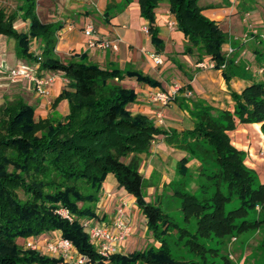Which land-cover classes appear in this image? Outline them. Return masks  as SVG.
I'll use <instances>...</instances> for the list:
<instances>
[{
  "label": "trees",
  "instance_id": "trees-1",
  "mask_svg": "<svg viewBox=\"0 0 264 264\" xmlns=\"http://www.w3.org/2000/svg\"><path fill=\"white\" fill-rule=\"evenodd\" d=\"M161 1L137 0L139 14L147 21V33L157 53L164 47L155 25V10ZM166 2L176 28L186 39L183 53H195V62L209 57L215 61L214 69L225 63L222 74L228 81L230 76L226 69L232 59L222 50L227 32L203 14L206 7L199 5L198 0ZM20 11L23 18L30 21L28 33H19L14 27L17 15L8 14L0 6V35L14 39L18 58L39 62V71L57 72L67 79L66 88L54 99L53 105L66 99L68 114L57 118L59 115L51 113V117L35 121L34 106L21 98L0 105V264H55L60 258L34 251L22 254L16 242L18 237L54 230H60L62 237L70 240L91 264L99 260L131 264L128 262L131 260L127 261L130 257L118 253H112L107 259L101 258L90 244L81 222L94 216V199L99 195L105 177L112 174L136 199L145 216L147 230L158 236L162 213L158 206L142 200L144 178L139 170V155L150 150L160 133L165 141H169L172 134L167 135L146 115L128 109L136 95L121 80L126 76L135 77L150 86L157 82L137 71L110 70L85 60L62 61L55 55L54 35L59 26L39 20L34 0H25ZM31 38L41 43L38 55L30 51ZM230 94L234 102L232 110H217L214 114L209 108L198 110L194 115L197 122L193 130L182 136L202 138L208 144L219 167L214 177L227 183L228 192L243 199L242 208L223 214L222 204L227 196L217 193L220 195L213 196L211 208L205 210L203 200L177 190L184 210L197 215L205 210V218L211 227L217 230L221 226L219 231L222 232L230 231L234 218L243 216L245 207L256 204L264 194L262 184L252 187L254 170L244 164L245 151L233 146L229 135L237 125L247 123H260L264 135V82L253 81L240 92L231 91ZM200 143H195V150ZM186 163L183 159L180 166ZM82 182L91 185V195L83 196L79 192L77 184ZM78 201L82 203L81 207L77 206ZM59 205L67 207L74 215L73 222L54 214ZM138 255L141 257L143 253ZM151 255L152 258L150 253L143 255L151 264H187L168 258L166 249Z\"/></svg>",
  "mask_w": 264,
  "mask_h": 264
},
{
  "label": "rangeland",
  "instance_id": "rangeland-1",
  "mask_svg": "<svg viewBox=\"0 0 264 264\" xmlns=\"http://www.w3.org/2000/svg\"><path fill=\"white\" fill-rule=\"evenodd\" d=\"M198 3L203 7L211 5L216 6L222 4V0H198ZM165 6L166 0H162L158 8L162 9ZM1 7L5 8L6 12L9 13L7 10L8 8H6L8 6L5 2L1 3ZM246 8L248 16L247 19L245 18V21L252 23L254 28L248 26L245 22H241L240 16L242 17L244 12L242 14L238 13L239 20L232 19L231 26H229L227 33L228 38L225 43L231 39L233 44L237 45L243 37H250L251 34L254 35L256 32L254 29H260V31L264 29V0H246ZM258 21L261 22L259 23ZM221 26L227 29L228 20L222 21ZM4 38L7 42V45H4V47L8 50V53H11L13 61L18 63L17 59L20 58L16 55L14 39L7 36H4ZM33 39L34 38L30 39L29 47L32 45L31 42ZM39 44L41 46L40 41ZM38 51L39 50H37L36 53L31 52L37 55ZM198 51H201V49L198 48ZM263 57L262 54L258 56L251 50H248L242 60L243 64H248V72L252 73L254 77L257 76L255 70L259 65L258 63L263 61ZM13 61L10 60L6 66L3 61H0V105L8 100L21 98L24 102L34 106L33 118L35 121L51 117L50 110H52L55 105L57 106V104L53 105L54 100H50L48 97L45 99H47L49 103L45 102L46 105L42 104L39 99L31 94L25 83L9 80L7 71L16 65ZM21 61V63L33 64V62H29V60L26 59H21ZM195 68L198 69L197 71L200 70V72L213 70L210 68ZM163 73L162 77H166L169 74L168 69ZM143 74L152 81L163 82L157 72H155V69L152 71L146 68V73L144 72ZM234 77L241 79L239 73L235 74ZM254 77H252L253 81L264 82V74L258 76L257 79ZM242 79H244V77H242ZM126 81L128 85L126 87L133 90L136 97L145 95L146 91H148L146 87L150 86L136 78ZM66 84L67 83H65V85ZM231 91L237 92L236 90ZM204 94V99H202L204 102L199 99L198 95L200 96V94H192L190 104L186 107L188 114H183L182 117L180 116L182 118L183 127H188L187 125L190 119L194 122L193 124L189 125L185 130H181L180 133L176 131L180 129L173 128L175 130H172V128H170V134L167 133V135L172 134V137H170L169 141H162L163 136L162 133H160L157 136L160 143H155H159L157 147L158 152L151 155L152 151L148 150L139 155L141 159L139 170L144 178L142 200L158 206L161 210L163 219L158 227V236L153 235L146 228L145 216L137 206L136 199L134 198V200H131L134 201L138 209L137 215H134L132 211V216H130L131 220L129 219L132 231L124 242L120 243L117 247V253L119 255H126L127 258H131L127 259V261L131 260L128 261L129 263L131 262V264H151L146 261L143 255L150 253L152 258L153 256L151 254L158 253L161 249H166L168 258L179 260L187 264H264V194L261 200L257 201L256 204L251 207H245L246 213L243 216L234 218L232 228L228 232L219 231V229L221 230L223 228L221 226L217 230L213 229L208 218H205V210L211 208L210 201H212L211 199L215 194L221 193L227 196V200L222 204L223 214L242 208L243 199L234 192H228L227 183L214 177L216 172L219 171V167L214 161L215 153L209 151L210 147L208 144L204 143L202 138H184V136H182V133L191 129L193 130L197 122L194 115L201 109L200 104L205 103V105L209 107V112L214 114L219 110L220 103L224 104V102L227 103L229 101L225 97V92L218 88H210ZM197 101H199L200 104H197ZM47 106H50L49 109ZM46 110H48V112H46ZM54 114L59 115L57 118H62L68 114V112L64 115L58 114L57 112H54ZM52 117L55 118L53 115ZM167 117L169 118V115H167ZM247 129L248 133L246 137L253 139V141L257 139L255 137L256 131L252 127H247ZM196 142L201 143L198 145V149L196 148L195 150L194 147ZM185 144H187V147H185ZM263 147L264 142L261 138V142L256 148V156L250 157L249 154H245L244 157V164L252 171L254 170L255 173V181L252 183L253 188L261 184L264 187ZM188 148L190 150H188ZM204 149L208 151L204 152ZM183 159L186 160L187 163L185 166L181 167L180 161ZM107 181L111 186L106 189L103 184L104 182L102 183L100 193L97 197L95 196L96 199H94L96 200L95 210L94 216H91V218L98 220L102 217L103 211L101 212V210H98L97 213L96 210L99 209L97 205L100 200L102 201L105 191H109L111 195H116L117 197L126 196V191L116 182L114 176H110ZM77 185L79 192L83 196L92 194L90 184L82 182ZM177 190H183L196 195L198 200H203V205L206 207L205 210L199 212L198 215L184 210ZM217 195L219 196L220 194ZM76 204L79 207L82 206L80 201ZM200 221L202 223H200ZM56 233L61 234L60 230L47 231L35 236L18 237L16 242L22 254L25 253V251H34L49 256L45 253L44 243L46 241H53L55 235H57ZM28 239L36 242V249L31 250L25 247L24 243ZM74 251L78 252L76 248ZM139 253H143V255L139 257ZM49 257L60 258L55 264H62L64 262L60 255ZM95 264L116 263L110 261L102 262L99 260L98 263Z\"/></svg>",
  "mask_w": 264,
  "mask_h": 264
},
{
  "label": "crops",
  "instance_id": "crops-1",
  "mask_svg": "<svg viewBox=\"0 0 264 264\" xmlns=\"http://www.w3.org/2000/svg\"><path fill=\"white\" fill-rule=\"evenodd\" d=\"M2 2L7 4L8 7L6 8H8L7 10L9 13H15L17 15L14 22L16 30L19 33H28L30 21L29 19H24L22 11H20V6L23 5L25 0H0V6ZM34 2L35 14L41 22L59 26L54 35L55 55L62 61L85 60L101 68L110 70L117 69L120 71L132 70L140 73H146V68L152 71L155 69V72H157L163 82H157V84L152 87L147 86L146 89L148 91H146V94L141 97L137 96L135 102L128 105V109L133 113L146 115L151 118L154 123L156 112L161 111L164 117L163 125L160 127L168 134H170V128H172V130L178 128L180 130L176 131L180 133L181 130H185L189 125L194 123L192 119H190L187 125L188 127H183L181 118L183 114H188L186 107L190 104L192 94L194 93L200 94L198 97L202 100L204 99V93L206 91L210 88H218L225 92V97L229 100L227 103H220L219 110H232L234 102L231 98V90L240 92L244 86L253 82L252 77H254V75L248 72V64H243L242 62L247 51L251 50L258 56L260 54L264 56V39L261 37V35L264 34V29L261 31L260 29H254L256 31L254 35L251 34L250 37H243L244 39H240L237 45H234L233 41L229 39L227 43L222 45L224 53H226L229 48L233 49L232 53L227 56L232 59L231 65L226 69L230 76L227 81L222 74V70L213 69L205 72H200V70L197 71L198 69L195 68L194 64L197 58L196 54L189 55L183 53L186 39L183 33L176 28L175 19L168 10L167 2L165 7L160 9L158 6L155 10V25L158 30V35L164 44L161 53H157L151 42L150 35L143 31V27H147V21L139 14L137 0H34ZM204 7L206 8L203 10V14L209 19L216 21L220 28H222L221 22L228 20L227 29L222 28L227 33L229 26H231L232 19L239 20L238 13L242 14L243 12V16H240L241 22H245L248 26L254 28L252 23L245 21V18L247 19L248 16L246 0H222V4ZM170 21L175 22L173 27L168 26ZM258 22L260 23L261 21ZM87 25H91L94 28L95 34L100 38H121L119 50L117 52H111L110 50L87 49L86 37L83 33V29ZM31 44L30 51L36 53L40 48L39 40L34 38ZM4 45H7V42L4 36L0 35V61H3L6 66V64L10 60L13 61V59L11 58V53H8ZM151 55H157L161 58L162 63L156 64L152 60ZM205 57L207 58V56ZM17 61L18 63L22 62L21 59H17ZM263 62L264 57L263 61L258 63L259 65L255 70L257 76L254 78L256 79L258 76L264 74V72L260 73L258 71ZM13 63L16 62L13 61ZM166 69H168L169 74L166 77H162ZM237 73H239L241 79L234 77ZM242 77H244V79H242ZM133 78L135 77L126 76L121 80V83L124 86H128L126 80ZM65 79L66 78L62 74L56 72L55 82L50 86V95L48 96L50 100H54L61 91L66 88L65 83L67 82H65ZM175 81L181 84V89L172 102L160 108L150 101L149 95L152 91H167ZM28 89L42 104H45V102L49 103L48 100L45 99L48 97L38 96L33 90L30 88ZM202 101L204 102V100ZM197 104H200L199 101H197ZM200 105L201 109L209 108L205 103ZM47 107L49 109L50 106ZM46 112H48V110H46ZM50 112H57L63 115L66 114L68 112L67 100H60L57 106L50 110ZM167 115H169V118ZM247 127H252L256 131L255 137L257 139L254 141L246 137L248 133ZM229 135L233 146L244 150L245 154H249L250 157L256 156V148L258 144H260L261 136L263 135L260 129V123L239 124ZM162 141L165 142L164 137ZM156 142L160 143L156 138L150 148V151H152L151 155L158 152L157 147L159 143L155 144ZM110 176L113 177L112 174H108L103 183L106 189L111 186L107 181ZM104 193L102 201L100 200L97 205L99 209L96 210L97 213L98 210H101V212L103 211V218L100 217L98 219L99 223L109 224L112 211L119 202H125V215L128 220H131L130 216H132V211L134 215H137L138 209L134 201H131L134 200L133 196L127 192L126 196L123 197L111 195L109 191H105ZM117 247L118 246L115 245L113 254L118 252Z\"/></svg>",
  "mask_w": 264,
  "mask_h": 264
},
{
  "label": "built area",
  "instance_id": "built-area-1",
  "mask_svg": "<svg viewBox=\"0 0 264 264\" xmlns=\"http://www.w3.org/2000/svg\"><path fill=\"white\" fill-rule=\"evenodd\" d=\"M174 24V21H170L168 26L173 27ZM143 31L147 33V27H143ZM83 33L86 37L87 49L110 50L111 52H117L119 50L121 42V38L119 37L112 39L100 38L95 34L94 28L91 25H87L83 29ZM261 37L264 39V34L261 35ZM232 51L233 49L229 48L225 53L226 57L232 53ZM151 57L156 64L162 63L161 58L157 55H151ZM194 64L195 67L200 69L215 68V61L211 60L209 57H204L202 60L195 62ZM224 68L225 63H222L220 68L216 70H222ZM258 71L260 73L264 72V62ZM7 74L9 80L13 82H23L38 96L43 97H48L50 95V86L56 79V72L39 71V62H33V64L18 63L8 69ZM65 82H67V79H65ZM180 89L181 84L175 81L167 91H152L149 95L150 101L160 108H163L176 98ZM163 117L161 111L156 112L155 123L158 126L163 125ZM262 139L264 142V135ZM262 152L264 153V147ZM54 214L68 222L74 221V215L63 205L56 207L54 209ZM81 224L87 233L89 242L94 247L95 252L104 259H107L115 251V245L118 246L119 243L123 242L132 231L131 223L125 215V202H119L115 205L109 224H101L94 218L82 219ZM24 245L29 249L37 248L36 242L31 239L25 241ZM44 250L49 256L55 257V255H60L64 261L62 264H91L90 259L84 254L75 252V247L71 241L62 237L61 234L55 235L53 241H46L44 243Z\"/></svg>",
  "mask_w": 264,
  "mask_h": 264
},
{
  "label": "bare ground",
  "instance_id": "bare-ground-1",
  "mask_svg": "<svg viewBox=\"0 0 264 264\" xmlns=\"http://www.w3.org/2000/svg\"><path fill=\"white\" fill-rule=\"evenodd\" d=\"M263 137V136H262Z\"/></svg>",
  "mask_w": 264,
  "mask_h": 264
}]
</instances>
